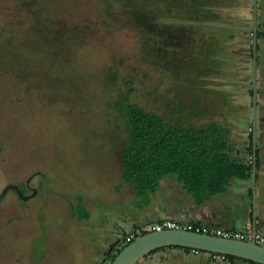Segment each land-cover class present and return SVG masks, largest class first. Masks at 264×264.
Returning <instances> with one entry per match:
<instances>
[{
	"label": "rangeland",
	"instance_id": "1",
	"mask_svg": "<svg viewBox=\"0 0 264 264\" xmlns=\"http://www.w3.org/2000/svg\"><path fill=\"white\" fill-rule=\"evenodd\" d=\"M221 2L212 7L216 21L194 24L200 30L191 37L194 56L213 62L200 53L211 45L219 61L207 77L196 78L188 68L173 73L168 48L157 58L143 52L147 34L124 1L123 7L116 0H0V192L9 183L24 195L37 190L26 201L11 191L0 202V264H99L108 229L134 208L117 194L127 144L125 99L168 123L225 125L234 146L250 153L251 0ZM257 16L264 23V0H257ZM154 20L157 28L174 22ZM258 44L260 150L264 42ZM125 232H116L120 242L105 264ZM172 250L136 264H175L161 257Z\"/></svg>",
	"mask_w": 264,
	"mask_h": 264
},
{
	"label": "trees",
	"instance_id": "2",
	"mask_svg": "<svg viewBox=\"0 0 264 264\" xmlns=\"http://www.w3.org/2000/svg\"><path fill=\"white\" fill-rule=\"evenodd\" d=\"M116 1L122 6L123 1L126 2L125 7L133 20L147 34L148 41H145L143 46L146 55L157 58L164 53L163 49L168 48V54L176 60L174 74L179 76L180 72L188 68L185 72H195L196 78H204L218 67L219 61L214 59L216 53L211 52L209 48L211 45L201 48L200 53L202 56L210 55L209 58L213 62L206 60L205 56L202 60L194 56L193 51L196 47L192 45L191 37L200 31L194 24L207 25L217 20L212 7L223 6L221 0ZM157 16L173 19L174 22H163L159 24L160 28H157L158 23L154 20ZM257 22L258 57L260 52L258 41L264 42V23L259 21L258 16ZM199 33L204 35L203 32ZM227 37L232 39L234 35L229 34ZM156 44H159L158 49L155 47ZM205 49L207 50L204 51ZM176 80L184 84L191 83L178 77ZM250 95L252 96V88ZM121 110L127 131V144L120 156L121 181L133 185L135 195L144 201L150 193L156 191L160 180L168 176H173L181 183L184 191L197 201H203L222 192L232 178L250 177L252 158L247 165L237 158L240 150L231 140L229 127L216 122L200 126L168 123L160 115L126 99ZM189 113L196 115L194 110H190ZM249 125V151L252 153L251 122ZM257 152L256 148V169ZM127 244L123 243L117 253ZM171 248L191 251L181 247ZM163 249L166 248L155 250L149 256ZM116 254L111 257L109 263ZM224 258L228 259L230 264H257L231 256Z\"/></svg>",
	"mask_w": 264,
	"mask_h": 264
},
{
	"label": "crops",
	"instance_id": "3",
	"mask_svg": "<svg viewBox=\"0 0 264 264\" xmlns=\"http://www.w3.org/2000/svg\"><path fill=\"white\" fill-rule=\"evenodd\" d=\"M259 143H264V140L259 138ZM251 156V152L248 154L245 151H240L237 158L244 165H247ZM257 159L258 167L254 180V207L251 196V176L247 179L232 178L222 192L203 201H197L193 196L187 194L181 183L173 176L161 179L156 191L150 193L146 201L135 195L133 185L119 182V193L117 194L127 196L131 201H134V208L126 212L116 224L111 223L112 225L106 235L107 239H105V251L111 243L118 240L116 238L118 230H127L124 235L125 238L132 229L165 219L186 223L196 222L245 232L252 230L254 210L256 232L264 234V146L258 150ZM105 251L100 254L99 259L102 260L105 257ZM161 257L167 261L172 259L175 264H210V260L206 256L194 255L190 251L181 249L172 250L167 252L166 256Z\"/></svg>",
	"mask_w": 264,
	"mask_h": 264
},
{
	"label": "water",
	"instance_id": "4",
	"mask_svg": "<svg viewBox=\"0 0 264 264\" xmlns=\"http://www.w3.org/2000/svg\"><path fill=\"white\" fill-rule=\"evenodd\" d=\"M252 27H251V142H252V168L251 183L253 207L255 201L254 180L256 173L255 149H256V118H257V86H256V60H257V0H251ZM31 177L26 179V185L29 184ZM14 192L19 200H28L35 196L36 189L30 188L31 193L24 195L19 186L13 183L5 185L0 192V202L5 198L8 192ZM253 210L252 234L255 235V221ZM120 242L118 239L107 250L105 257L99 264H105L107 255ZM168 247H181L190 250H197L222 256H231L248 260L257 264H264V248L256 245L253 241H241L235 239H224L207 234H200L185 230H163L159 232H149L136 237L133 241L124 246L108 264H136L141 259L148 257L155 250Z\"/></svg>",
	"mask_w": 264,
	"mask_h": 264
},
{
	"label": "built area",
	"instance_id": "5",
	"mask_svg": "<svg viewBox=\"0 0 264 264\" xmlns=\"http://www.w3.org/2000/svg\"><path fill=\"white\" fill-rule=\"evenodd\" d=\"M163 230H185L200 234L216 236L224 239H235L246 242L253 241L256 245L264 248V234L256 233L255 235H253L251 231L244 232L240 230L224 229L216 226L203 225L196 222L186 223L171 219H165L156 223L144 224L137 227L136 229H134V231L130 232L124 238V243H130L136 237L141 236L145 233L159 232ZM190 252L194 255H208L211 258L217 260L225 259L222 255L211 254L197 250H191Z\"/></svg>",
	"mask_w": 264,
	"mask_h": 264
},
{
	"label": "flooded vegetation",
	"instance_id": "6",
	"mask_svg": "<svg viewBox=\"0 0 264 264\" xmlns=\"http://www.w3.org/2000/svg\"><path fill=\"white\" fill-rule=\"evenodd\" d=\"M30 193H31V191H30V189H29V194H30ZM112 244H113V243H111V244L109 245V247L107 248V250H109V249L111 248ZM114 249H115V247L112 249V251H113ZM112 251H111V252H112ZM106 253H107V251H106ZM110 254H111V253H110ZM110 254L107 255V259H108V257H109ZM105 255H106V254H105ZM107 259H106V261H107Z\"/></svg>",
	"mask_w": 264,
	"mask_h": 264
}]
</instances>
